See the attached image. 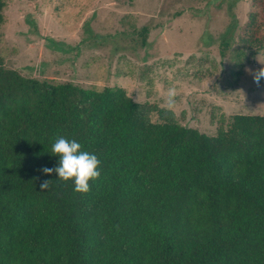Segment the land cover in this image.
Here are the masks:
<instances>
[{"label":"trees","instance_id":"trees-1","mask_svg":"<svg viewBox=\"0 0 264 264\" xmlns=\"http://www.w3.org/2000/svg\"><path fill=\"white\" fill-rule=\"evenodd\" d=\"M250 2L237 43L264 56V0ZM145 103L27 77L0 55V264H264V115L210 135L158 105L154 122ZM58 137L101 161L89 192L41 171L59 165Z\"/></svg>","mask_w":264,"mask_h":264},{"label":"rangeland","instance_id":"rangeland-1","mask_svg":"<svg viewBox=\"0 0 264 264\" xmlns=\"http://www.w3.org/2000/svg\"><path fill=\"white\" fill-rule=\"evenodd\" d=\"M5 1L0 55L24 76L124 87L154 122L150 106L170 109L174 88L178 120L210 135L234 114L264 115V79L257 86L246 71L264 67L263 53L237 43L250 0Z\"/></svg>","mask_w":264,"mask_h":264},{"label":"clouds","instance_id":"clouds-1","mask_svg":"<svg viewBox=\"0 0 264 264\" xmlns=\"http://www.w3.org/2000/svg\"><path fill=\"white\" fill-rule=\"evenodd\" d=\"M253 76L254 82L259 86L261 79H264V67L256 71L246 69ZM177 92L170 88L167 93V104L171 108L174 105V98ZM53 155L59 156V165L54 168L44 167L41 171L45 174L53 172L58 174V179L68 181L74 180V191L77 193H87L90 191L89 181L97 180L101 172L99 170L101 161L88 151L82 150V145L75 139L58 137L52 144ZM52 180H45L40 184L41 191L49 188Z\"/></svg>","mask_w":264,"mask_h":264},{"label":"crops","instance_id":"crops-1","mask_svg":"<svg viewBox=\"0 0 264 264\" xmlns=\"http://www.w3.org/2000/svg\"><path fill=\"white\" fill-rule=\"evenodd\" d=\"M135 99V98H134ZM136 100V99H135ZM137 101V100H136ZM139 102H142V101H139ZM171 109V108H170ZM191 127V126H190ZM195 128V127H194ZM198 129V128H197Z\"/></svg>","mask_w":264,"mask_h":264}]
</instances>
